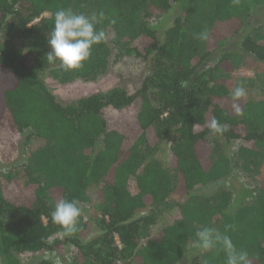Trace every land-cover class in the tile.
Here are the masks:
<instances>
[{"label":"trees","instance_id":"16d2710c","mask_svg":"<svg viewBox=\"0 0 264 264\" xmlns=\"http://www.w3.org/2000/svg\"><path fill=\"white\" fill-rule=\"evenodd\" d=\"M69 8L103 11L97 29L107 33L75 70L46 58L55 12ZM171 13L169 25H151ZM205 30L210 38L197 39ZM124 57L148 67L134 93L114 88L61 104L46 86L47 79L96 82ZM248 58L264 65V0H0L1 146L8 132L39 144L0 181V264L68 247L69 264H226L221 248L194 247L205 226H231L227 234L248 251L250 264H264V186L242 204L234 199L242 189L231 192L238 172L253 174L264 163V98L233 101L229 85ZM110 113H121L120 121L112 124ZM213 119L221 133L211 131ZM212 186L210 195L197 190ZM92 188L99 205L85 215ZM73 199L81 215L66 233L51 212ZM169 205L177 217L152 238L150 228Z\"/></svg>","mask_w":264,"mask_h":264},{"label":"rangeland","instance_id":"374dc122","mask_svg":"<svg viewBox=\"0 0 264 264\" xmlns=\"http://www.w3.org/2000/svg\"><path fill=\"white\" fill-rule=\"evenodd\" d=\"M174 13H171L169 15L163 16V17H156L154 20L151 21V25L153 27L156 26H166L169 25ZM108 41L110 42V45L113 46L117 42L115 36L113 33L109 34ZM119 41V40H118ZM232 46L235 47L238 45V39L235 38L233 42H231ZM148 75V67L146 64L132 58V57H124L121 58L120 61H118L115 64H112L109 68V71L106 75L100 77L96 82L93 83H85V82H76L70 85H60L57 82H54L50 79H47L45 81L47 88L50 90V92L56 97V100L61 104H69L72 103L78 99L89 97L93 94L101 93L105 94L109 92L110 90L114 88H123L127 90L129 93H134L136 90L140 89L145 77ZM252 80L254 82H248L241 84L240 86H243L247 92V96L244 97L247 101H257L262 98H264V86L262 84L264 83V65H261L258 61H255L252 58H248L246 60V63L243 67L235 71L232 75V80L229 82L230 88L232 91L239 85L240 80ZM132 111H129L127 113L129 116L132 114ZM121 119V113H110L109 114V120L112 124H115L119 122ZM9 138L3 146H1L0 142V149L5 147L7 144V148L9 152L5 154L4 149L3 153L4 156L1 154L0 151V181L3 179V174L6 173V171L10 168V163L14 161V165L21 164L24 162V160L29 157V153L39 147V144L36 140H33L30 143L27 142V139L25 136H22L17 138L15 134H12L8 132ZM21 142V147L19 146V140ZM18 140V141H17ZM242 144L241 143H234L231 147V151L234 152L236 148ZM22 149V152L20 151ZM167 149H165L166 151ZM165 157L167 158V165L169 163V152L168 150L165 153ZM5 157V159L3 158ZM9 161V162H8ZM253 171V170H252ZM232 183V190L231 192H235L238 189H242L241 194L237 193L235 194V201L238 203L243 201H246L250 197V193L255 189L257 186H264V163L260 169L257 171H253V174L251 172L247 173L244 169L243 172H238L237 177H234L231 181ZM218 188L220 185H216ZM221 186L226 187L225 184H222ZM197 190H200V193L208 194L210 195L215 190V186L212 187H204V188H198ZM89 200L83 204L82 211L85 215L88 213L95 212L96 207L99 205V198H98V189L92 188L89 190L88 194ZM182 201V200H181ZM247 202V201H246ZM149 210H145L142 212L143 215L149 213ZM83 214V215H84ZM86 217V216H85ZM177 217V210L173 206L169 205L165 210L159 213L157 217L156 224L153 225L150 230V236L152 238L157 237L160 233V230L167 226L168 224L172 223V221ZM91 235H95V233H91L88 235L87 239ZM64 237V234H60V237ZM56 254L52 255H38V256H24L21 257V263L22 264H37L43 259H51L55 262V264H66L72 261L74 254L72 252V249L64 248L61 250H58ZM194 254V253H193ZM193 254H191L188 258L193 257Z\"/></svg>","mask_w":264,"mask_h":264},{"label":"clouds","instance_id":"9594fccd","mask_svg":"<svg viewBox=\"0 0 264 264\" xmlns=\"http://www.w3.org/2000/svg\"><path fill=\"white\" fill-rule=\"evenodd\" d=\"M104 19L103 11L88 16L76 13L70 8L57 10L54 25L48 34L47 43L51 50L46 55L47 60H58L68 70L82 67L90 58L93 47L107 39L106 31L97 29V24ZM110 23L115 24L116 20L112 19ZM209 38L207 30L197 34V39L207 41ZM246 96L245 88L240 85L231 92L233 101H239ZM233 108L237 114L240 113L238 104L234 103ZM210 129L214 133L223 131V127L215 119L211 121ZM80 215L79 201L75 199L58 202L51 212L53 222L63 226L66 233L76 230ZM228 227L231 226H226L223 232L215 227H202L195 233L194 247L201 252H209L219 247L225 253L226 264H250L248 251L235 246L231 236L227 234Z\"/></svg>","mask_w":264,"mask_h":264}]
</instances>
